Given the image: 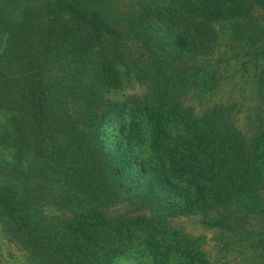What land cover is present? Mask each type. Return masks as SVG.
Listing matches in <instances>:
<instances>
[{
	"label": "trees",
	"instance_id": "16d2710c",
	"mask_svg": "<svg viewBox=\"0 0 264 264\" xmlns=\"http://www.w3.org/2000/svg\"><path fill=\"white\" fill-rule=\"evenodd\" d=\"M118 1L0 0L1 233L33 264H264V126L183 101L216 87L213 49L261 77L264 0Z\"/></svg>",
	"mask_w": 264,
	"mask_h": 264
},
{
	"label": "rangeland",
	"instance_id": "374dc122",
	"mask_svg": "<svg viewBox=\"0 0 264 264\" xmlns=\"http://www.w3.org/2000/svg\"><path fill=\"white\" fill-rule=\"evenodd\" d=\"M112 1V0H111ZM124 0H119L117 4H111L113 12L125 8ZM258 5H255L253 13L256 19L263 24L264 15ZM264 31V29H263ZM241 44L229 45L225 48L213 51L207 55V59L213 62L217 85L210 92L200 99L195 98L188 93L183 95V101L194 106L196 111L202 110L204 107L214 102H223L227 104L229 119L244 134L246 138H250L251 134L256 133L264 126V57L257 62V72H261L260 78H253V66L247 64L245 68L240 65L243 57L236 56L233 51H242L244 46ZM143 86L133 83L126 86L123 92L141 93ZM200 101V102H199ZM264 201V189L262 193ZM264 221V219H263ZM172 227L179 228L187 233L201 235V246L211 259H223L224 253L222 249L223 234L215 227H204L200 222L198 214L177 215L168 219ZM237 249V248H236ZM225 259L229 255L225 253ZM240 253L234 249V264H240ZM0 264H33L26 260L21 250L17 249L14 243L9 242L0 231Z\"/></svg>",
	"mask_w": 264,
	"mask_h": 264
}]
</instances>
